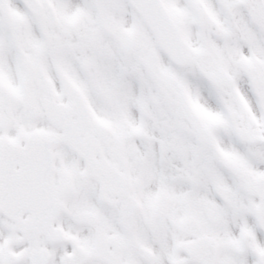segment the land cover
I'll list each match as a JSON object with an SVG mask.
<instances>
[{
	"label": "snow or ice",
	"instance_id": "snow-or-ice-1",
	"mask_svg": "<svg viewBox=\"0 0 264 264\" xmlns=\"http://www.w3.org/2000/svg\"><path fill=\"white\" fill-rule=\"evenodd\" d=\"M0 264H264V0H0Z\"/></svg>",
	"mask_w": 264,
	"mask_h": 264
}]
</instances>
